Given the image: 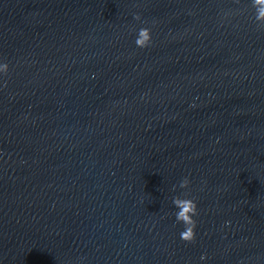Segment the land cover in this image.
<instances>
[{
    "label": "water",
    "instance_id": "water-1",
    "mask_svg": "<svg viewBox=\"0 0 264 264\" xmlns=\"http://www.w3.org/2000/svg\"><path fill=\"white\" fill-rule=\"evenodd\" d=\"M260 6L0 0V264H264Z\"/></svg>",
    "mask_w": 264,
    "mask_h": 264
},
{
    "label": "clouds",
    "instance_id": "clouds-1",
    "mask_svg": "<svg viewBox=\"0 0 264 264\" xmlns=\"http://www.w3.org/2000/svg\"><path fill=\"white\" fill-rule=\"evenodd\" d=\"M255 4L261 5L257 8V19H260L264 17V3L259 2V0H254ZM135 19H140L139 14H134ZM136 44L141 47H146L151 44V37H150V30L146 27H141L137 31L136 36ZM8 70L7 63H0V72H4ZM189 184V180L187 177H184L179 182V186L181 188H186ZM172 204L175 206V219L176 221H180L185 223L186 226H188L190 223L189 216L187 215L189 212H192L195 214V203L189 199L188 197H173L172 198ZM181 237H187L191 235V228L189 227L188 231H182L180 233ZM203 254L201 255V259H203Z\"/></svg>",
    "mask_w": 264,
    "mask_h": 264
}]
</instances>
